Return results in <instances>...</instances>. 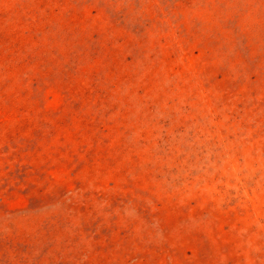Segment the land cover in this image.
Masks as SVG:
<instances>
[{
    "label": "rangeland",
    "instance_id": "rangeland-1",
    "mask_svg": "<svg viewBox=\"0 0 264 264\" xmlns=\"http://www.w3.org/2000/svg\"><path fill=\"white\" fill-rule=\"evenodd\" d=\"M0 264H264V0H0Z\"/></svg>",
    "mask_w": 264,
    "mask_h": 264
}]
</instances>
